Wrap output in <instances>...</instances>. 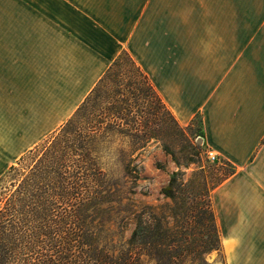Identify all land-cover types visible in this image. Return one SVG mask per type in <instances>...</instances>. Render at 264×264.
Returning <instances> with one entry per match:
<instances>
[{
    "label": "crops",
    "instance_id": "1",
    "mask_svg": "<svg viewBox=\"0 0 264 264\" xmlns=\"http://www.w3.org/2000/svg\"><path fill=\"white\" fill-rule=\"evenodd\" d=\"M49 3L0 0V175L127 51L234 167L212 192L229 261L264 264V0H54L51 25Z\"/></svg>",
    "mask_w": 264,
    "mask_h": 264
},
{
    "label": "trees",
    "instance_id": "2",
    "mask_svg": "<svg viewBox=\"0 0 264 264\" xmlns=\"http://www.w3.org/2000/svg\"><path fill=\"white\" fill-rule=\"evenodd\" d=\"M113 83L124 90L112 88ZM152 96L163 102L134 59L122 52L70 118L9 166L0 176V264H210L205 254L219 251L221 244L208 203L198 212L189 206L145 205L157 209V226L145 240L136 227L124 238L127 221L141 216L130 197L133 185L109 175L102 162L105 148L98 142L107 129L129 124L138 99ZM96 97L101 100L93 121L89 105ZM122 169L130 181L138 177L130 161ZM176 191L172 176L161 192L174 199ZM198 215L203 230L196 241ZM169 216L188 223L190 232L169 226Z\"/></svg>",
    "mask_w": 264,
    "mask_h": 264
},
{
    "label": "rangeland",
    "instance_id": "3",
    "mask_svg": "<svg viewBox=\"0 0 264 264\" xmlns=\"http://www.w3.org/2000/svg\"><path fill=\"white\" fill-rule=\"evenodd\" d=\"M53 1L48 0L51 2L49 3L51 6L48 5V13H52L51 16L48 15L50 16L48 18H51L50 25L55 23L53 20L54 10L50 9L54 7ZM66 1L73 3V0ZM95 1L100 5L110 3V0L108 2L106 0ZM111 1L113 2V0ZM50 64L53 67V64ZM47 67L49 66L47 65ZM54 68L59 69L60 65L55 62ZM111 86L116 90H124L123 85L118 86L113 83ZM100 100L96 97L90 102L89 109L94 114L93 121L98 119ZM133 100L132 97L129 99L130 102ZM128 122L129 124L121 127L119 131L115 128L107 129L103 140L98 142L105 148L102 162L109 175L113 179L126 180L128 186L133 185L134 193L130 197L138 205L141 216L137 221H127L123 229L124 238H128L131 230L136 227L139 229L141 240H145L149 236V232L157 226L159 217L157 209L151 210L145 205L155 208L157 206L171 207L175 210L178 207V210H181L189 206L198 212L204 203H208L213 208L212 192L216 181L222 179L225 174L233 172L234 167L215 152L216 157L213 159L208 155V151L211 149L203 140L200 117L196 115L190 123L181 125L166 105L152 96L147 97V100H137V104L129 114ZM132 149L135 151H131ZM19 157L10 165L15 164ZM128 161H130V166H136L137 169L138 177L133 181L124 176L122 169V165ZM172 176L176 178L177 189L174 199L161 192V188L168 183ZM152 215L155 218H152ZM168 219L169 226H175L185 233L190 232L188 223L176 222L171 216ZM199 219L200 223H194L193 230V238L196 241L201 239L203 230V221L198 215ZM215 222L219 231L220 250H212L205 254V258L210 264H220L221 260L226 264H232L228 259L227 252H224L226 250L222 247L216 216ZM232 251L233 244L231 242V255ZM233 264H239V262L233 258Z\"/></svg>",
    "mask_w": 264,
    "mask_h": 264
},
{
    "label": "built area",
    "instance_id": "4",
    "mask_svg": "<svg viewBox=\"0 0 264 264\" xmlns=\"http://www.w3.org/2000/svg\"><path fill=\"white\" fill-rule=\"evenodd\" d=\"M208 155H209L212 159L216 157L215 154H214V152H213L212 150L208 151Z\"/></svg>",
    "mask_w": 264,
    "mask_h": 264
},
{
    "label": "water",
    "instance_id": "5",
    "mask_svg": "<svg viewBox=\"0 0 264 264\" xmlns=\"http://www.w3.org/2000/svg\"><path fill=\"white\" fill-rule=\"evenodd\" d=\"M199 140H201V138H198Z\"/></svg>",
    "mask_w": 264,
    "mask_h": 264
},
{
    "label": "bare ground",
    "instance_id": "6",
    "mask_svg": "<svg viewBox=\"0 0 264 264\" xmlns=\"http://www.w3.org/2000/svg\"><path fill=\"white\" fill-rule=\"evenodd\" d=\"M230 263H231V261H230Z\"/></svg>",
    "mask_w": 264,
    "mask_h": 264
}]
</instances>
